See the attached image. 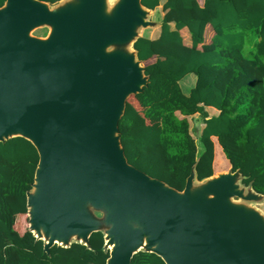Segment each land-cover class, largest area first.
<instances>
[{
	"label": "water",
	"instance_id": "obj_1",
	"mask_svg": "<svg viewBox=\"0 0 264 264\" xmlns=\"http://www.w3.org/2000/svg\"><path fill=\"white\" fill-rule=\"evenodd\" d=\"M142 0H4L0 6V143L22 137L38 154L26 193L28 231L89 246L105 264L139 251L165 264H264V194L239 169L177 190L131 165L118 123L148 84L134 42L156 26ZM47 34L35 36L36 29Z\"/></svg>",
	"mask_w": 264,
	"mask_h": 264
},
{
	"label": "trees",
	"instance_id": "obj_2",
	"mask_svg": "<svg viewBox=\"0 0 264 264\" xmlns=\"http://www.w3.org/2000/svg\"><path fill=\"white\" fill-rule=\"evenodd\" d=\"M142 4L154 9L159 0ZM162 10L158 37L142 35L133 45L148 84L126 101L118 123L128 162L177 190L193 166L201 181L214 175V164H228L239 169L244 186L264 194V0H165ZM207 25L214 32L208 43ZM188 74L196 79L186 93L180 82ZM206 107L218 114L209 116ZM195 114L201 130L190 126ZM37 162L30 141L17 136L0 143V264H105L101 231L90 235L89 246L54 245L50 255L42 240L21 231ZM130 264L165 263L139 251Z\"/></svg>",
	"mask_w": 264,
	"mask_h": 264
},
{
	"label": "crops",
	"instance_id": "obj_3",
	"mask_svg": "<svg viewBox=\"0 0 264 264\" xmlns=\"http://www.w3.org/2000/svg\"><path fill=\"white\" fill-rule=\"evenodd\" d=\"M164 1L165 0H159V5L156 8L151 10L150 19L157 23L156 26H154V27L146 28V29H149V31L147 32V35H145V36H147V37H149L151 39L157 38L159 33H160V24H161L162 17L164 15V12L162 10V5H163ZM197 2L200 5H202L204 0H197ZM143 30H145V29H143ZM143 30L141 31V36H142V34L144 32ZM181 34L183 36V42L186 45H190V39H189V34H188L187 29H182L181 30ZM213 34H214V32L212 30V27L210 25H207L206 28H205V31H204V41L206 43L210 42V39L213 36ZM143 65H144V62H143ZM189 76H191V77H189ZM193 76H194L193 74H188L186 77H184L185 79L183 78L184 80L182 79L185 84L192 83V85H187V87H189V86L192 87L194 85L196 77L195 76L193 77ZM205 109H206V112L209 114V116H215V115L218 114V111L216 109H214V108L206 107ZM192 118H194L193 121H201L198 114H195ZM199 130H201V129H199Z\"/></svg>",
	"mask_w": 264,
	"mask_h": 264
},
{
	"label": "rangeland",
	"instance_id": "obj_4",
	"mask_svg": "<svg viewBox=\"0 0 264 264\" xmlns=\"http://www.w3.org/2000/svg\"><path fill=\"white\" fill-rule=\"evenodd\" d=\"M156 18V17H155ZM144 32H143V36H145V35H147V32L149 31V29H145V30H143ZM32 34L33 35H35V36H45L46 34H47V28L46 27H44V28H40V29H36V30H34L33 32H32ZM189 77H191V76H189ZM194 77V76H193ZM185 79V78H184ZM183 79V80H184ZM181 81L180 82V87H181V89L183 90V92H188V90H189V88L191 87V86H189V87H187V85H192V83H190V84H185L184 83V81ZM127 100H129V101H132L133 100V98H132V96H130ZM193 117V116H192ZM189 119H191L189 122H190V126H191V128L194 130L195 128H197L198 130L200 129V124H201V121H193V119L194 118H191V117H189ZM195 136V135H194ZM227 163V162H226ZM214 171H215V175L218 173V172H226V171H228L229 169H230V166L228 165V164H226V167H224L223 168V166H219V167H216L215 166V164H214ZM253 206H256L259 210H261L262 211V213L264 214V202H261V203H256V204H252ZM28 228H29V224H28V215L27 214H25L24 216H22L21 218H20V229H21V231L23 232V231H25V230H28Z\"/></svg>",
	"mask_w": 264,
	"mask_h": 264
},
{
	"label": "flooded vegetation",
	"instance_id": "obj_5",
	"mask_svg": "<svg viewBox=\"0 0 264 264\" xmlns=\"http://www.w3.org/2000/svg\"><path fill=\"white\" fill-rule=\"evenodd\" d=\"M44 37V36H43Z\"/></svg>",
	"mask_w": 264,
	"mask_h": 264
}]
</instances>
